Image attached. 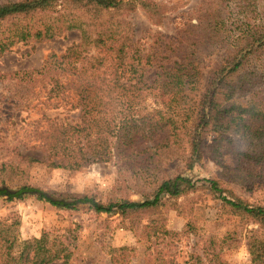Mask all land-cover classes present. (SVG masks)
I'll use <instances>...</instances> for the list:
<instances>
[{"label":"trees","instance_id":"obj_1","mask_svg":"<svg viewBox=\"0 0 264 264\" xmlns=\"http://www.w3.org/2000/svg\"><path fill=\"white\" fill-rule=\"evenodd\" d=\"M59 4L62 12L54 9ZM137 6L150 19L163 12L155 0H0V55L15 44L40 42L67 31H78L81 37L78 45L60 56L50 54L43 67L19 79L27 87H39L49 110H58L68 97L75 98L73 106L79 109L73 121L51 119L42 111L31 125L28 137L44 153L41 163L78 171L116 157L133 173L155 174L175 156L191 168L208 149L224 167L222 146L235 137L248 146L246 151L234 146L242 162H264V86L258 81L264 77V24L244 21L249 14H260L264 20V0H202L196 22L183 29L185 37L193 38L187 53L174 60L163 55L167 65L158 64V54L144 53L134 41L133 26L122 19V11ZM217 51L224 57L211 66L204 85L201 64ZM77 61L88 66L83 73L76 72ZM147 98L155 100L151 111L141 108ZM208 132L217 135L209 146L204 136ZM145 142L153 145L141 150ZM38 162L29 156L2 162L0 198L12 202L33 196L62 210L87 206L113 215L155 208L162 197H177L190 187L179 175L162 181L143 202L56 198L27 185L28 170ZM222 173L226 185L250 186L256 178L240 165L226 166ZM207 182L223 205L258 225V230L248 232L246 245L251 264H264V207L223 196L219 182ZM14 232V225L0 222V264H71L72 250L49 234L20 240ZM216 256L210 264H225ZM195 264H204L202 257L197 256Z\"/></svg>","mask_w":264,"mask_h":264},{"label":"rangeland","instance_id":"obj_2","mask_svg":"<svg viewBox=\"0 0 264 264\" xmlns=\"http://www.w3.org/2000/svg\"><path fill=\"white\" fill-rule=\"evenodd\" d=\"M155 1L161 3L163 9L158 18L150 19L140 6L122 11L121 15L133 26L134 41L142 45L144 53L158 54V64L167 65L163 55L174 60L187 53L193 38L185 37L183 29L196 22V10L202 0ZM54 9L63 11L60 4ZM261 18L260 14H249L244 21L260 26L264 24ZM80 41L79 32L72 30L40 42L15 44L0 55V164L12 157L15 162L21 157H32L40 162L29 168L27 185L56 198L87 196L102 204L143 202L162 181L179 175L190 182V187L184 188L177 197H162L155 208L113 215L95 213L87 206L62 210L33 196L12 202L0 198V222L14 225V233L20 240L37 239L47 233L50 238L68 245L73 252L71 264H195L197 256L202 257L204 264H210L215 255L225 264H251L247 234L258 230V225L223 205L219 194L212 191L207 182H219L223 196L264 207V162L258 165L247 159L242 162L234 146L245 151L248 146L237 137L233 138L234 144H223L220 162L230 168L240 165L242 170L256 177L250 186L224 184V167L212 158L208 149L204 150L201 161L191 168L181 157L175 156L155 174L133 173L116 157L78 171L51 169L41 163L44 153L33 147V140L28 137L31 125L42 116V111L51 119L73 121L79 109L74 107L75 98L68 97L58 110H49L43 105L47 96L38 94L39 87H27L19 79L24 72L43 67L50 54L60 56ZM223 57L224 52L217 51L201 64L204 65V85L211 66ZM74 67L76 72L83 73L88 66L77 61ZM258 81L264 86V77ZM155 106V100L147 98L141 108L151 111ZM204 136L207 146L217 137L213 132ZM152 145L145 142L139 148L143 150ZM237 156L240 161L236 160Z\"/></svg>","mask_w":264,"mask_h":264}]
</instances>
